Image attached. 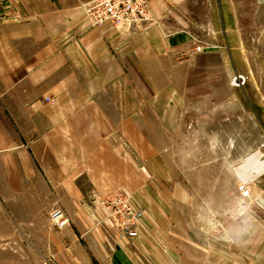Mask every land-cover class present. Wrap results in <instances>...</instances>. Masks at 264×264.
Instances as JSON below:
<instances>
[{
    "label": "crops",
    "instance_id": "obj_1",
    "mask_svg": "<svg viewBox=\"0 0 264 264\" xmlns=\"http://www.w3.org/2000/svg\"><path fill=\"white\" fill-rule=\"evenodd\" d=\"M94 1L0 0V204L79 264H264V195L180 172L201 59L236 49L232 3L150 0L152 22L127 29L91 27ZM115 190L144 210L135 239L95 201Z\"/></svg>",
    "mask_w": 264,
    "mask_h": 264
},
{
    "label": "rangeland",
    "instance_id": "obj_2",
    "mask_svg": "<svg viewBox=\"0 0 264 264\" xmlns=\"http://www.w3.org/2000/svg\"><path fill=\"white\" fill-rule=\"evenodd\" d=\"M228 1L235 13L236 49H215L201 59L203 68L192 81L189 101V118L197 129L187 135L194 147L183 154L187 163L180 172L189 177L234 174L238 189L242 183L250 185L256 202L264 195V0ZM240 76L245 82L239 85L235 78ZM182 183L194 195L198 186L207 185L197 180ZM221 184L227 187L229 181ZM197 196L194 201L202 204ZM233 199L224 198V203ZM19 225L0 204V264H79L61 253L52 229Z\"/></svg>",
    "mask_w": 264,
    "mask_h": 264
},
{
    "label": "built area",
    "instance_id": "obj_3",
    "mask_svg": "<svg viewBox=\"0 0 264 264\" xmlns=\"http://www.w3.org/2000/svg\"><path fill=\"white\" fill-rule=\"evenodd\" d=\"M85 12L93 28L110 23L116 27L132 29L153 20L148 0H95L86 6ZM201 49L197 47L198 51ZM235 81L240 85L244 84L245 79L240 76L235 78ZM45 101L50 103L53 99L48 97ZM239 191L243 198H252V189L247 183H242ZM95 201L107 210V218L116 226L119 239L139 237L143 228L144 210L134 204L130 195L116 190L106 196L97 197ZM50 221L59 229L66 228L70 224V218L60 208L51 211Z\"/></svg>",
    "mask_w": 264,
    "mask_h": 264
}]
</instances>
